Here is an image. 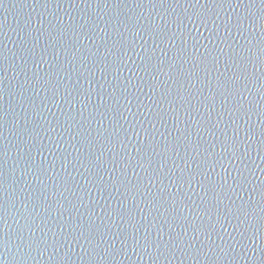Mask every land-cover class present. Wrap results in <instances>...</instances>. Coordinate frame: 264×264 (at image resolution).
<instances>
[{
    "label": "water",
    "instance_id": "water-1",
    "mask_svg": "<svg viewBox=\"0 0 264 264\" xmlns=\"http://www.w3.org/2000/svg\"><path fill=\"white\" fill-rule=\"evenodd\" d=\"M0 264H264V0H0Z\"/></svg>",
    "mask_w": 264,
    "mask_h": 264
}]
</instances>
